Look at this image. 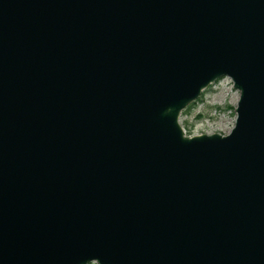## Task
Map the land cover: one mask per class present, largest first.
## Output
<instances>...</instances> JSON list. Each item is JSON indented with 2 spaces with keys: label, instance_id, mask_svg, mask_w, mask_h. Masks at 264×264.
<instances>
[{
  "label": "water",
  "instance_id": "water-1",
  "mask_svg": "<svg viewBox=\"0 0 264 264\" xmlns=\"http://www.w3.org/2000/svg\"><path fill=\"white\" fill-rule=\"evenodd\" d=\"M90 263L264 264V0H0V264Z\"/></svg>",
  "mask_w": 264,
  "mask_h": 264
},
{
  "label": "rangeland",
  "instance_id": "rangeland-1",
  "mask_svg": "<svg viewBox=\"0 0 264 264\" xmlns=\"http://www.w3.org/2000/svg\"><path fill=\"white\" fill-rule=\"evenodd\" d=\"M239 99L240 91L234 88L231 79L221 78L180 114L185 135H228L235 126Z\"/></svg>",
  "mask_w": 264,
  "mask_h": 264
}]
</instances>
